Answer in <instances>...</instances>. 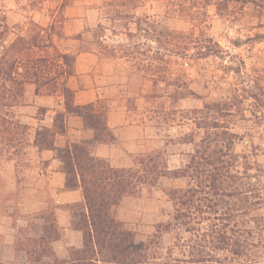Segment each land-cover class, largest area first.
<instances>
[{
  "label": "trees",
  "instance_id": "1",
  "mask_svg": "<svg viewBox=\"0 0 264 264\" xmlns=\"http://www.w3.org/2000/svg\"><path fill=\"white\" fill-rule=\"evenodd\" d=\"M28 24L26 34H18L8 45L4 40L10 27L0 26V135L5 133L8 143L14 144L2 106L9 98L20 103L27 82L35 83L39 93L64 98L65 109L56 111L51 127L37 131L35 144L56 151L67 189L82 190V201L69 208L71 225L82 232L83 245L71 248L66 258L57 255L53 242L62 237L63 229L50 196L43 209L18 227L16 251H24L26 260L0 264H264L263 187L254 181L251 163L240 162L241 154L234 147L238 135L225 128L220 131L218 118L209 123L215 132H187L182 141L192 143L194 149L175 169L169 168L162 151L138 154L129 166L114 167L92 154L91 140L57 145L56 137L67 134L68 113H77L95 131L93 141L115 138L106 123L104 104L74 103V90L67 80L75 72V55L61 51L48 28L32 19ZM215 107L220 109L219 103ZM206 108L205 104L188 114L202 118ZM161 176L186 178L187 184L165 190L173 208L167 212L166 223L145 238L119 219L117 206L126 195L156 186ZM170 232L173 244L165 249L160 239Z\"/></svg>",
  "mask_w": 264,
  "mask_h": 264
},
{
  "label": "rangeland",
  "instance_id": "2",
  "mask_svg": "<svg viewBox=\"0 0 264 264\" xmlns=\"http://www.w3.org/2000/svg\"><path fill=\"white\" fill-rule=\"evenodd\" d=\"M104 2L101 22L87 26L85 34L75 39H63L62 34L63 9L70 0H0V5L7 6L6 12L0 9V26L10 18L14 31L26 34V27L31 26L28 5H32L37 21H47L49 12L54 16L52 30L48 31L60 35L61 48L90 47L103 57L114 58V80L120 83L119 105L127 106L131 121H137L146 131L141 150L127 155V166L138 154L162 151L173 169L186 162L194 149L192 143L182 141L184 135L215 132L217 129L209 123L218 118L223 126L220 131L225 128L238 135L235 151L241 154L242 165L246 160L251 163L253 179L260 181L264 195V0ZM9 8L14 11L8 13ZM185 93L189 96L182 98ZM51 96L46 104H53ZM217 103L220 109L215 107ZM205 104V117L188 114ZM2 109L4 113L5 107ZM26 129L19 125L18 139ZM8 137L0 135V157L4 161L23 151L19 146L10 154ZM186 184V178L161 176L156 186L126 195L130 201L121 210V219L148 238L158 225L166 223L167 212L173 208L165 190ZM2 185L0 179V190ZM50 196L43 188L44 207ZM24 197L12 202L15 208L10 223L15 229L8 224V229L4 228L7 232H1L0 226V244L12 234L15 251L18 227L34 213L30 212L32 202ZM0 211L7 213L5 206ZM160 240L165 249L170 247L173 233H164ZM16 252L14 262L23 263L26 253Z\"/></svg>",
  "mask_w": 264,
  "mask_h": 264
},
{
  "label": "crops",
  "instance_id": "3",
  "mask_svg": "<svg viewBox=\"0 0 264 264\" xmlns=\"http://www.w3.org/2000/svg\"><path fill=\"white\" fill-rule=\"evenodd\" d=\"M104 0H70L64 9L62 22L63 39H75V37L85 34L87 26L99 24L102 9L105 7ZM31 14L27 18L34 20L44 28L52 30L53 18L49 13L47 21L39 22L33 12L36 11L32 5ZM7 8L0 5L1 11ZM14 10H8V13ZM4 22V21H3ZM9 25L10 31L4 40L8 45L18 34L12 27L11 19L5 22ZM3 23V24H5ZM14 35V37H12ZM53 36L54 44L63 52L75 55V72L70 75L67 83L74 90V103L83 105L88 103H102L106 106V123L113 134V142L93 141L95 131L87 128L84 119L77 113H68L66 118L67 134L58 135L56 144L64 146L68 141L83 142L91 140L89 148L96 157L107 159L114 167H125L128 164L127 155L136 153L145 139V127L137 121H131L130 112L124 104L119 105L118 92H120L119 81L114 80L117 71L116 61L112 57H103L96 51L82 50L79 46L73 48H61L60 35ZM3 55V47L0 45V59ZM52 94L37 92L36 84L27 82L25 84L24 96L20 103L12 102L9 98L4 106V118L10 124L9 135L14 136V144H9V153L16 151L20 146L22 154L15 152V157L8 160L0 157V179L3 180L2 190H0V209L5 206L7 213L0 211V223L3 227L1 232H7L8 224L11 229H15L10 223V213L15 208L16 199L24 198L30 200L33 209L30 212H37L44 208V201L41 199L43 188L46 193L51 194L54 203L57 205V221L65 232L64 236L53 242V248L57 255L66 258L71 248H78L83 245V234L80 230L74 229L71 225L72 213L70 205L79 203L83 199L82 190L67 189L66 176L61 170V160L57 157L56 151L47 148H39L35 144L37 131L43 126L51 127L57 110H64V98L54 95L53 104H46L47 99L52 98ZM45 109V110H42ZM19 123L27 127L24 133L20 134L15 125ZM8 151V149L6 150ZM181 164L174 166L178 168ZM176 182V181H175ZM130 199L125 196L117 206V216L121 219V210ZM122 220V219H121ZM123 221V220H122ZM5 228V229H4ZM10 228V227H9ZM7 234V233H6ZM14 235H6L5 243L0 244V262L12 263L16 260V251L13 248Z\"/></svg>",
  "mask_w": 264,
  "mask_h": 264
}]
</instances>
